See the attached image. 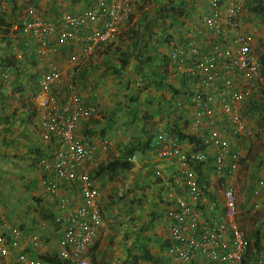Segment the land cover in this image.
Returning a JSON list of instances; mask_svg holds the SVG:
<instances>
[{
    "label": "crops",
    "instance_id": "crops-1",
    "mask_svg": "<svg viewBox=\"0 0 264 264\" xmlns=\"http://www.w3.org/2000/svg\"><path fill=\"white\" fill-rule=\"evenodd\" d=\"M130 1L131 21L121 27L115 44L98 47L84 62L81 44L67 43L56 54L39 56V43L23 33L21 25L28 19V6L57 20L66 12H82L96 0H0L11 25L8 37L0 35V67L9 73L8 79H0V235L19 229L16 254L39 258L57 254L62 227L53 217L71 211L80 201L75 182L60 181L55 194L46 192L43 184L46 175L40 161L51 158L57 147L53 140L43 139L41 110L32 104L49 63L58 66L62 83L73 80L85 104L95 109L76 134L91 143L98 165L139 143L130 170L106 171L93 179L101 222L95 229L90 264H132L146 251L150 256L138 264H174L165 252L170 238L166 212L181 200L188 202L200 225L225 219L224 179L212 170L203 174L202 183L210 189L202 193L201 205L196 204L188 199L179 162L153 155L158 133L183 129L184 134L185 124L192 120L194 96L189 94H195V81L180 77L169 54L188 45L212 53L211 47L206 49L216 35L205 24L211 12L208 0ZM233 1L221 0L222 20ZM171 8L179 14L169 13ZM221 24L225 26L224 21ZM240 24L262 59L259 77L244 89L245 98L237 104L244 131L233 130L217 99L214 110L217 127L239 157L235 176L227 179L236 192L235 222L248 235L259 232L264 249V0H244ZM53 94L65 101L62 84L53 87ZM180 144L186 153L201 151L188 138ZM213 154L206 164L212 169ZM35 235L36 243L31 240ZM14 253L0 258V264ZM262 262L255 257L256 264Z\"/></svg>",
    "mask_w": 264,
    "mask_h": 264
},
{
    "label": "built area",
    "instance_id": "built-area-1",
    "mask_svg": "<svg viewBox=\"0 0 264 264\" xmlns=\"http://www.w3.org/2000/svg\"><path fill=\"white\" fill-rule=\"evenodd\" d=\"M208 4L211 12L205 18V24L216 35L206 49L208 52L212 49V53L201 52L199 47L188 45L174 48L169 54L180 77L195 81V109L184 132L200 136L206 129L201 138L204 147L201 151L186 153L177 136L161 131L156 138L153 155L160 160L179 162L188 199L196 203L204 198L188 160L206 163L214 152V174L226 181L223 189L225 219L200 225L188 202H177L166 212L170 238L165 252L174 264H244L249 240L235 222L236 192L233 182L227 180L235 176L239 157L230 149L226 137L217 127L214 101H219L233 130L242 133L244 121L237 104L245 98L244 89L259 77L261 64L241 28L244 0L231 2L223 20L220 16L221 0H208ZM25 13L28 19L21 28L23 33L30 34L39 43V56L56 54L67 43L81 44L82 60L86 62L98 47L115 44L121 27L131 20L133 5L130 0H96L82 12H66L57 20L44 18L34 6H28ZM227 32L230 35H225ZM191 54L194 55L192 59L188 58ZM8 77L9 73L0 67V79ZM61 84L65 91L63 102L53 94V87ZM38 85L39 92L35 93L33 102L41 110L43 139L53 140L57 147L51 158L40 161L46 175L43 179L45 190L55 194L60 181H69L75 182L80 192V201L71 211L53 217V222L62 227L57 256L61 262L69 264H90L91 250L96 242L95 229L101 222L98 190L91 175L98 163L91 143L76 133L80 124L94 115L95 109L85 104L73 80L62 83V73L55 63L48 64ZM8 231V235H0L2 259L8 258L19 245V229ZM37 239L36 235L31 238L35 243ZM14 255L5 264H51L42 257L23 252Z\"/></svg>",
    "mask_w": 264,
    "mask_h": 264
},
{
    "label": "trees",
    "instance_id": "trees-1",
    "mask_svg": "<svg viewBox=\"0 0 264 264\" xmlns=\"http://www.w3.org/2000/svg\"><path fill=\"white\" fill-rule=\"evenodd\" d=\"M167 11H169V13L175 12L176 15L179 14V13H176L174 8H171L169 10L167 9ZM21 30H22V28H21ZM10 33H11V25H10V23H8L6 21L5 11L0 9V35L8 37ZM259 61H260V64H262V59L260 57H259ZM182 79L189 80L188 78H185V77H183ZM189 95L194 96L195 94L190 93ZM32 107L35 110L37 109V106L35 104H32ZM182 116H183V112H181V114H180V117H182ZM185 125L187 126V124H185ZM185 127H184V130H185ZM171 133L174 134L175 136H177L179 142H181L185 138H188L190 142L196 143L197 145H199V147H200L199 150H202L204 147L203 141L201 139L202 137H200L198 135H190V134L188 135V133L186 134L185 132H184V134H185L184 135L183 129L182 130L177 129L175 131H172ZM158 134H157V136H158ZM157 136H156V138H157ZM197 138H200L199 141L196 140ZM151 139H152V137H150V140ZM138 145H139V143L133 142L132 145H130L128 148L124 149L123 152H121L118 157L111 159V160H108L107 162H104V163L98 165L96 170H94L91 174L92 178L94 179V177H96L97 175H99L103 172H106V171L110 172V173H114L118 170L119 171L120 170H130L132 167L131 157L134 155V153H136ZM208 162H209V160H208ZM208 162L204 163V162H195L194 160H192V161L188 160V164L190 165L194 174L196 175L197 185H198L201 193H205V192H207L206 189H210L209 185H205L204 183H202V180L205 179L203 174H209V172L211 170L214 172V169H212V167H209V168L207 167L206 164ZM203 185H205L206 188H203ZM200 198H201V196H200ZM196 204L201 205V199H198ZM244 235L249 240V247H248L247 252L244 254V257H243L244 258V264H256L255 263V257H258V259H262L263 262L261 264H264V254H263L264 249L261 247V240L259 238V235H260L259 232H254L251 235L244 233ZM93 248H92V250H93ZM92 250H91V252H92ZM149 256H150L149 253L146 251L145 254L142 257H140V259L137 257L133 258L132 264H138L142 260H147ZM42 259L44 261H48L51 264H69L68 262H61L58 259L57 254L42 256Z\"/></svg>",
    "mask_w": 264,
    "mask_h": 264
},
{
    "label": "rangeland",
    "instance_id": "rangeland-1",
    "mask_svg": "<svg viewBox=\"0 0 264 264\" xmlns=\"http://www.w3.org/2000/svg\"><path fill=\"white\" fill-rule=\"evenodd\" d=\"M244 220H246V217L244 218Z\"/></svg>",
    "mask_w": 264,
    "mask_h": 264
}]
</instances>
